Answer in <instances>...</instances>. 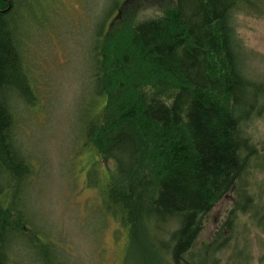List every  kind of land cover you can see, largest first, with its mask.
Wrapping results in <instances>:
<instances>
[{
    "label": "trees",
    "instance_id": "trees-1",
    "mask_svg": "<svg viewBox=\"0 0 264 264\" xmlns=\"http://www.w3.org/2000/svg\"><path fill=\"white\" fill-rule=\"evenodd\" d=\"M126 1L89 55L96 97L84 150L112 163L106 211L133 241L156 242L154 264H216L218 241L187 257L204 217L250 169L264 173L243 127L264 112V85L242 69L235 21L263 0H174L142 21L124 12ZM31 4L38 10L39 0H0V264L30 224L20 209L34 173L14 130L16 103L34 102Z\"/></svg>",
    "mask_w": 264,
    "mask_h": 264
},
{
    "label": "rangeland",
    "instance_id": "rangeland-1",
    "mask_svg": "<svg viewBox=\"0 0 264 264\" xmlns=\"http://www.w3.org/2000/svg\"><path fill=\"white\" fill-rule=\"evenodd\" d=\"M124 1L39 0L38 10L30 5L32 30L25 51L35 80L34 102H14L16 142L34 173L24 191L26 209H20L30 224L21 240H15L13 251L11 245L9 264H154L158 259L154 240L133 241L127 228L106 211L103 194L112 163L84 150V128L91 124L96 97L89 55L106 18ZM173 1L127 0L123 10L138 21L154 19L165 2ZM258 5L237 13L235 21L242 69L260 86L264 85V0ZM36 21L42 23L40 28H35ZM243 127L262 151L258 157L264 162V112L248 118ZM244 188L247 207L238 213L236 205L230 210L232 205L222 198L204 217L187 257L217 240V222L230 210L232 230L225 251L218 250L213 261L235 264L238 248L246 258L241 263L264 264V173L250 169ZM3 200L0 196V203ZM146 242L153 248L147 251Z\"/></svg>",
    "mask_w": 264,
    "mask_h": 264
},
{
    "label": "flooded vegetation",
    "instance_id": "flooded-vegetation-1",
    "mask_svg": "<svg viewBox=\"0 0 264 264\" xmlns=\"http://www.w3.org/2000/svg\"><path fill=\"white\" fill-rule=\"evenodd\" d=\"M242 181V180H241ZM242 183H243V181H242ZM242 187V188H241ZM235 188L237 189V188H239L238 189V192H237V194L236 195H233L234 193H235ZM243 189H245L244 188V185L242 186L241 184H240V186L239 187H237V186H234L227 194H225L222 198H224V197H226V198H224V199H226V200H228L227 202H228V205L229 204H231L232 206H231V208H230V210L236 205L237 206V203L239 202V200L243 197L242 196V194H243V191H245V190H243ZM240 194H241V196H240ZM246 200H244V202H245ZM243 202V199H241V201H240V204L242 205V203H244ZM250 202H248L247 203V205L249 204ZM246 204V203H245ZM247 205H246V207H247ZM230 210H223L224 211V215H223V217L220 219V221L219 222H217V227H216V230H217V233H216V235H218L217 236V240L216 241H218V243H219V246H220V249L221 250H223V251H225L224 249V247H225V245H226V241H228V237L230 236V231L232 230V225H231V216H229V212H230ZM238 211V213L239 212H241L240 210H237ZM234 213L235 212H232V216L234 215ZM209 214V213H208ZM231 214V213H230ZM222 237H221V236ZM236 250L238 251V253H234L233 254V256H234V258L236 259V260H233V262H235V264H245V263H241V262H243V261H245L246 260V258H245V256L243 255V254H241L242 253V251H240V250H238V248H236ZM240 258V259H239Z\"/></svg>",
    "mask_w": 264,
    "mask_h": 264
},
{
    "label": "bare ground",
    "instance_id": "bare-ground-1",
    "mask_svg": "<svg viewBox=\"0 0 264 264\" xmlns=\"http://www.w3.org/2000/svg\"><path fill=\"white\" fill-rule=\"evenodd\" d=\"M21 240V239H20Z\"/></svg>",
    "mask_w": 264,
    "mask_h": 264
}]
</instances>
